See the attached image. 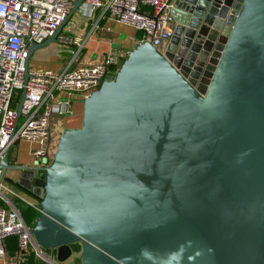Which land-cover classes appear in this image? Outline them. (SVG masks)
Instances as JSON below:
<instances>
[{"label":"water","instance_id":"obj_1","mask_svg":"<svg viewBox=\"0 0 264 264\" xmlns=\"http://www.w3.org/2000/svg\"><path fill=\"white\" fill-rule=\"evenodd\" d=\"M82 2L28 46L26 76ZM173 13L165 51L136 44L48 165L4 152L0 182H29L33 240L58 262L77 244L81 264H264V0H173Z\"/></svg>","mask_w":264,"mask_h":264},{"label":"built area","instance_id":"obj_2","mask_svg":"<svg viewBox=\"0 0 264 264\" xmlns=\"http://www.w3.org/2000/svg\"><path fill=\"white\" fill-rule=\"evenodd\" d=\"M74 1L0 0V162L6 149L10 153L13 144L26 142L30 162L48 165L52 160L54 118L71 117L72 102L84 101L99 87L100 80L115 75L130 52L113 49L94 63H80L77 55L82 40L65 36V41L79 45L65 68L36 70L29 66L26 76L28 46L53 35ZM79 10L85 16L98 10L99 17L105 15L110 21L133 27L140 32L135 44L149 41L160 52L165 51L175 27L173 0H83ZM23 93L25 99L17 119ZM9 163L20 164L16 152L9 155ZM5 178L0 182V256L6 255L5 238L14 235L17 260L33 252L36 264H63L56 259V249L44 250L35 243L31 226L21 216V207L38 211V200L6 186Z\"/></svg>","mask_w":264,"mask_h":264},{"label":"crops","instance_id":"obj_3","mask_svg":"<svg viewBox=\"0 0 264 264\" xmlns=\"http://www.w3.org/2000/svg\"><path fill=\"white\" fill-rule=\"evenodd\" d=\"M98 10L85 16L82 10L75 12L72 17V21L66 26L62 27L58 36V41L54 42L55 45L47 43L43 47L36 49V60L42 56V61H36L31 66L36 70L53 69L60 71L65 68L68 61L73 56L74 52L79 50L77 43L65 41V36L78 37L82 41L80 42V50L77 55L78 62L94 63L100 59V56L113 49H126L131 50L136 44L135 40L140 36V32L136 31L133 27L117 22L110 21L105 15L99 17ZM59 49L62 53L59 54L54 48ZM59 54V55H58ZM55 55V56H54ZM31 58V57H30ZM37 64V65H36ZM29 59V66H30ZM82 101L74 100L72 102L74 114L71 117H55L54 122L56 125L52 127L53 138L56 137L58 132L66 127H78L81 124L82 119ZM22 145L26 142H20ZM19 144V143H18ZM29 145V144H28ZM17 154V152H16ZM31 158L28 161H18L19 163L29 164ZM13 179L21 188L23 185H29V182L22 178L18 171L7 172V178ZM23 189V188H22ZM21 192V191H20ZM26 192V193H25ZM25 192H21L24 197L37 200L33 195ZM70 258H68L63 264H81L80 258L73 252ZM24 260V259H23ZM23 260H17L14 251H8L6 248V255L0 256V264H23Z\"/></svg>","mask_w":264,"mask_h":264},{"label":"rangeland","instance_id":"obj_4","mask_svg":"<svg viewBox=\"0 0 264 264\" xmlns=\"http://www.w3.org/2000/svg\"><path fill=\"white\" fill-rule=\"evenodd\" d=\"M75 14V13H74ZM73 14V15H74ZM72 17V16H71ZM73 19V18H72ZM72 19H68V21L63 25L64 27H66L71 21ZM53 43V44H52ZM55 45L54 42H51L50 45ZM57 48H60V47H56L54 48L55 51H58L59 49ZM38 53V51H35L32 55H31V58H30V67L34 64V62L36 61H42V56L39 57L38 60H36V54ZM59 54H61L62 52L61 51H58ZM58 54V55H59ZM55 56V55H54ZM36 60V61H35ZM37 65V64H36ZM81 104H83V101L81 102ZM56 125V121L53 123L52 127ZM64 129V128H63ZM62 129V130H63ZM62 130H60V132H58V134L56 135V137L54 138V141H53V146L51 147V155L53 157V154H54V151H55V147H56V144H57V140H58V137L60 135V133L62 132ZM30 149V146L26 143L24 145H22L21 143H16V144H13L12 147H11V150H10V153L9 155L11 156L12 153H15L17 152V159L18 161H21V162H24V161H28L30 159V156L28 154V150ZM4 183L6 184V186H8L9 188L11 189H15V190H18V191H21V192H25L24 189H22L16 182H14L13 179H10L9 177L8 178H5L4 180ZM26 193V192H25ZM9 195V193H8ZM75 252V255H77L79 258H80V253L79 251H74ZM74 255V254H73Z\"/></svg>","mask_w":264,"mask_h":264},{"label":"trees","instance_id":"obj_5","mask_svg":"<svg viewBox=\"0 0 264 264\" xmlns=\"http://www.w3.org/2000/svg\"><path fill=\"white\" fill-rule=\"evenodd\" d=\"M16 201L19 200L18 198H14ZM21 216L23 217L24 221L28 226H33L36 217L38 216V211L35 209L27 206L20 208ZM5 245L8 251H16L17 248V238L14 235L7 236L5 238ZM79 246L76 244L74 246V251H79ZM23 264H36V260L34 257L33 252L28 253L24 257Z\"/></svg>","mask_w":264,"mask_h":264}]
</instances>
